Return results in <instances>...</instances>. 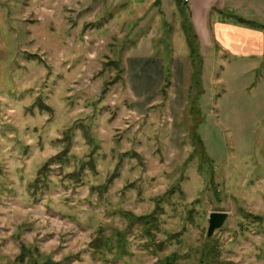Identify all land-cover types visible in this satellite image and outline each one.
Here are the masks:
<instances>
[{"label": "rangeland", "instance_id": "374dc122", "mask_svg": "<svg viewBox=\"0 0 264 264\" xmlns=\"http://www.w3.org/2000/svg\"><path fill=\"white\" fill-rule=\"evenodd\" d=\"M180 16L170 0H0V264H162L170 254L198 264L206 239L204 264H264L259 66L211 63V78L202 84L201 68L194 84ZM148 45L164 66L180 59L183 75L139 112L118 69ZM155 81L141 74L135 92L147 96ZM157 205L160 245L149 248L121 212ZM210 212L227 218L207 238ZM115 230L126 231L127 253L116 240L90 251L98 231Z\"/></svg>", "mask_w": 264, "mask_h": 264}, {"label": "crops", "instance_id": "0c3cea01", "mask_svg": "<svg viewBox=\"0 0 264 264\" xmlns=\"http://www.w3.org/2000/svg\"><path fill=\"white\" fill-rule=\"evenodd\" d=\"M183 3L186 6L188 23L196 38L201 56L202 84L205 79L211 78H204L205 71L208 67H212L211 63L215 64L214 70L217 62L222 63V60L228 63L230 60L244 62V68L247 69L259 66L260 97L264 106V0H186ZM219 12L242 18L245 21L259 23L263 29L257 25L234 24L229 19H222L223 16ZM173 60L174 63L170 65V73L171 85L174 86L178 83V79L179 81L182 79L183 69L180 59L173 57ZM207 60H209V64H207ZM161 62V57L155 56L152 45H148V51L144 48L142 54H135L123 59L122 84L127 87L130 96L133 97V100L130 101L132 103L130 108L133 110L140 109L139 112H141L149 107L152 108L153 105L151 106L149 102L162 83ZM219 68H222L221 65ZM214 70L212 78H215V82H220L221 72H218L219 75L214 74ZM141 74L154 75L158 85L147 96L135 92V86H139V83H136V78H139ZM209 75L211 76L210 73ZM133 110L131 111L134 112ZM145 115L147 116V111Z\"/></svg>", "mask_w": 264, "mask_h": 264}, {"label": "trees", "instance_id": "16d2710c", "mask_svg": "<svg viewBox=\"0 0 264 264\" xmlns=\"http://www.w3.org/2000/svg\"><path fill=\"white\" fill-rule=\"evenodd\" d=\"M173 4H175L179 10L180 13V28L183 32V34L185 35V41H186V45L188 47V60L190 62V67L192 70V82L194 84H199L200 83V75H201V56L198 50V45L196 42V38L193 34V31L191 29V26L188 23V18H187V14H186V6L183 2H181L180 0H170ZM220 15H222V19L226 20L229 19V21L233 22L234 24H238V25H251L250 22H247L245 20H243L242 18L227 14V13H223V12H219ZM226 18V19H225ZM256 27V26H255ZM260 28V26H259ZM170 60L166 59V61H164V56L162 57V62H164L162 64V83H161V88L159 90L160 93L164 92L166 88L169 89L170 85H171V74H170V70L169 67L170 65H167V63ZM119 74L123 75V67L118 69ZM116 79V78H115ZM122 82V79H121ZM105 90V89H104ZM103 90V92H104ZM193 111V110H192ZM191 136L194 142V147H195V152L198 154V158L200 160L201 163H209L211 160L207 157V155L205 154L204 150H203V146L202 143L200 141V138L198 136V134L196 133V128L194 127L192 132H191ZM60 160L59 156H54L51 159H49L47 162H45L43 164V167L47 166L49 163L55 162L57 160ZM40 174V173H39ZM121 216L122 218H124L127 222V227H131L133 225H138L139 230H140V234L145 236L147 238V247L149 248H154V247H159L160 243L159 242H154L152 240L153 235L150 234V230L151 229H157V218L159 215V207L158 205L149 213V214H145V215H141V216H134L130 213L127 212H121ZM156 231V230H155ZM126 231L124 230H115L113 235H108V236H103L101 234V232L98 231L97 236L92 238L89 242V246L88 248H90L91 252L93 254H101L103 255L105 251L109 250L111 244L113 243L114 240H116L117 245H119L120 249L126 252V248H127V240H126ZM209 242V243H207ZM24 252L26 254H32V252L25 250V251H21V254L19 256V261H22V258L24 257ZM212 247H211V241H209V239H206V243L201 247V251H200V256L198 259V264H204V260L209 257L210 255H212ZM100 255V256H101ZM115 257V256H113ZM176 255L175 254H170L169 256L164 257L161 260L162 264H174V261L176 259ZM40 259V260H39ZM208 263V262H207ZM31 264H52L50 262L49 259L46 258H42L40 256H38V260L36 262H33ZM210 264H220L217 260H211Z\"/></svg>", "mask_w": 264, "mask_h": 264}, {"label": "water", "instance_id": "95a60500", "mask_svg": "<svg viewBox=\"0 0 264 264\" xmlns=\"http://www.w3.org/2000/svg\"><path fill=\"white\" fill-rule=\"evenodd\" d=\"M226 218L225 212H210L207 216L206 237L210 238L213 232L223 225Z\"/></svg>", "mask_w": 264, "mask_h": 264}, {"label": "built area", "instance_id": "2783aa9c", "mask_svg": "<svg viewBox=\"0 0 264 264\" xmlns=\"http://www.w3.org/2000/svg\"><path fill=\"white\" fill-rule=\"evenodd\" d=\"M183 2H185L186 0H182Z\"/></svg>", "mask_w": 264, "mask_h": 264}]
</instances>
